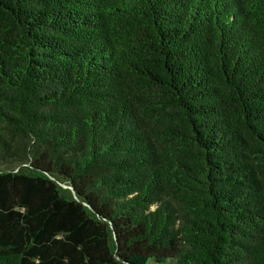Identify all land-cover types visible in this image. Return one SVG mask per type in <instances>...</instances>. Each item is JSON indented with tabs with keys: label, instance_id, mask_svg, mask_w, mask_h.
Masks as SVG:
<instances>
[{
	"label": "trees",
	"instance_id": "16d2710c",
	"mask_svg": "<svg viewBox=\"0 0 264 264\" xmlns=\"http://www.w3.org/2000/svg\"><path fill=\"white\" fill-rule=\"evenodd\" d=\"M0 264H264V0H0Z\"/></svg>",
	"mask_w": 264,
	"mask_h": 264
}]
</instances>
